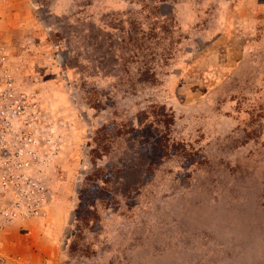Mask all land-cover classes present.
I'll list each match as a JSON object with an SVG mask.
<instances>
[{
	"label": "rangeland",
	"instance_id": "374dc122",
	"mask_svg": "<svg viewBox=\"0 0 264 264\" xmlns=\"http://www.w3.org/2000/svg\"><path fill=\"white\" fill-rule=\"evenodd\" d=\"M0 55V264H264V0H0Z\"/></svg>",
	"mask_w": 264,
	"mask_h": 264
},
{
	"label": "built area",
	"instance_id": "2783aa9c",
	"mask_svg": "<svg viewBox=\"0 0 264 264\" xmlns=\"http://www.w3.org/2000/svg\"><path fill=\"white\" fill-rule=\"evenodd\" d=\"M25 107L26 93L16 84L12 74L3 64L0 55V146L4 150L7 146L4 139H7L8 133L6 135L1 125L6 124L7 126L10 123H17L23 119ZM27 140L28 144L32 138L29 136ZM23 166L21 161H5V163H0V187H8V182L12 175L10 170H21V168H24Z\"/></svg>",
	"mask_w": 264,
	"mask_h": 264
}]
</instances>
